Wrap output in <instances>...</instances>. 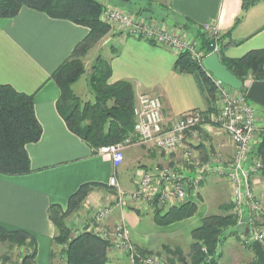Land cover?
Listing matches in <instances>:
<instances>
[{
	"label": "crops",
	"instance_id": "1",
	"mask_svg": "<svg viewBox=\"0 0 264 264\" xmlns=\"http://www.w3.org/2000/svg\"><path fill=\"white\" fill-rule=\"evenodd\" d=\"M150 1L162 10L158 15L165 21H158L160 25L187 38L198 40L196 25L209 21L216 23L221 34L220 60L222 57H240L251 49L264 47V0L245 11L241 7L242 0ZM147 5V0H143L137 1L134 7L143 9ZM167 20L175 25H169ZM87 32L88 28L83 25L52 18L26 6H22L13 17L0 18V83H8L18 91L33 94L35 115L41 125L40 139L26 145L31 171L20 175L0 173V224L9 230H25L33 236L35 264H62V256L58 253L60 247L54 243L55 227L47 211L51 204L64 208L70 194L85 182H97L101 186L93 188L83 207L67 217L66 223L73 232L88 227L89 216L96 208L107 207L108 214L96 226L112 229L123 223L138 250L145 254L166 250V243L159 242V236L164 234L159 227L173 223L157 225L149 217L144 221L152 209L125 196L117 200L115 189L108 185L109 178L114 176L124 191H131L136 185L135 169L139 172L177 166L186 176H195L194 170L183 169L185 151L203 162L211 155L220 156L225 164L234 151L226 132L208 122L187 131L182 146L174 152L161 151L151 143L125 144L121 163L113 166L110 155L99 154L74 134L57 109L60 89L51 74L69 57ZM111 43L114 49L108 46L106 59L111 71L108 84L130 81L135 100L143 92L157 95L167 120L188 110L215 112V100L207 102L195 76L173 70L178 55L174 49L123 31L115 34ZM256 115L257 128L251 139L247 164L258 159L256 151L264 134V109L258 107ZM209 178L228 184L224 176L209 172L201 187ZM251 181L264 204V173L255 172ZM161 207L168 208L164 204ZM196 227H190V234ZM27 249L26 246L17 247L19 264ZM107 255L105 264H124L118 262L120 259L134 264L126 252L111 246Z\"/></svg>",
	"mask_w": 264,
	"mask_h": 264
},
{
	"label": "trees",
	"instance_id": "2",
	"mask_svg": "<svg viewBox=\"0 0 264 264\" xmlns=\"http://www.w3.org/2000/svg\"><path fill=\"white\" fill-rule=\"evenodd\" d=\"M134 1L124 0L122 6L129 7V4L135 3ZM259 1L262 0H242V10L245 11ZM148 2L149 6L143 9L132 8V5L131 8L126 9L134 14L146 12L152 16L154 10L151 1ZM22 6L88 28L87 34L74 46L69 57L51 74V78L60 89L57 109L67 127L90 144L95 151L100 146L116 143L127 137L132 132L134 124L132 114L135 102L134 87L130 81L120 80L108 84L111 71L108 63H105L102 66L95 65L90 75L89 83L93 87L92 101H84L80 104L79 97L72 89V85L85 71L84 58L89 54L90 49L112 32V25L102 19L103 2L100 0H0V18L15 16ZM197 39L202 47L207 51L210 50L208 46L210 41L205 34L198 31ZM109 47L114 49L113 45ZM221 61L243 82L249 74L253 80H264V47L251 49L240 57H222ZM173 70L178 73H192L207 102L215 100L213 77L187 52L177 55ZM238 90L245 94L246 86L243 85ZM40 136L41 125L35 115L33 94L18 91L11 84L0 83V173L6 175L29 173L31 165L26 145L37 142ZM256 154L263 164L261 172L264 173V134ZM100 186L101 183L97 182L82 183L70 194L64 208L59 204H51L48 208V216L55 227L54 243L60 247L58 253L62 256V264H105L108 259L110 244L107 240L86 227L81 231L73 232L66 223L67 217L83 207L90 191ZM230 208V203L228 206H222L224 210ZM196 211L197 202L188 199L168 208L153 207L151 218L155 224L166 226L191 217ZM234 224L235 217L228 211L204 215L201 224L191 231L193 240L189 244L187 254H183L180 248L169 249L168 252L180 260L187 258L192 262L203 261L209 253L213 255L212 264H218L217 256H214L215 249L218 245H222L227 235L234 233L226 231ZM0 243H7L10 247L26 246L28 249L21 257L20 264H35V240L27 231L9 230L0 224ZM203 244L208 249L206 254L201 250ZM256 263L258 264L257 261Z\"/></svg>",
	"mask_w": 264,
	"mask_h": 264
},
{
	"label": "built area",
	"instance_id": "3",
	"mask_svg": "<svg viewBox=\"0 0 264 264\" xmlns=\"http://www.w3.org/2000/svg\"><path fill=\"white\" fill-rule=\"evenodd\" d=\"M102 19L113 26L120 25L126 33L148 40L154 44L174 49L178 54L187 52L190 57L202 65V60L211 53H220V29L214 22L196 25V28L209 39L207 51L198 40H188L186 36L161 26L158 21L146 20L129 10L114 5L103 8ZM160 25V26H159ZM210 74V73H209ZM211 75V74H210ZM215 96L220 105L215 112L205 113L201 110H188L171 120H167L162 110L160 98L152 93H140L132 107L134 124L132 132L116 143L100 146L99 154H109L113 166H118L123 159L125 144L151 143L164 152H174L182 146L187 131L205 122L216 124L230 138L234 145L233 154L225 164L220 156L211 155L203 162L189 151L184 152L183 169L194 170L197 175L186 176L177 166H168L162 170H140L136 174V185L131 191L125 192L114 176L108 185L116 191L117 200L124 196L140 206L153 208L166 205L168 207L198 198L201 183L205 175L213 172L224 176L230 190L231 210L235 217L232 226L235 236L250 247L258 241L264 254V204L255 193L251 177L261 171L263 164L260 159L247 164L251 150V139L257 128V106L247 99L246 95L237 90L229 91L227 85L213 77ZM251 80L249 81V83ZM248 83V84H249ZM248 84H245L247 86ZM109 212L107 207L96 208L90 217L86 229L97 233L107 240L114 249L126 252L132 263L136 264H212L213 255L208 253L206 245L202 250L208 253L200 262H180L175 258L153 253L141 254L132 242L128 229L123 223L116 224L112 229L96 226V223ZM231 227V228H232ZM221 252L218 245L214 256Z\"/></svg>",
	"mask_w": 264,
	"mask_h": 264
},
{
	"label": "rangeland",
	"instance_id": "4",
	"mask_svg": "<svg viewBox=\"0 0 264 264\" xmlns=\"http://www.w3.org/2000/svg\"><path fill=\"white\" fill-rule=\"evenodd\" d=\"M103 2L104 7L106 6H115L117 8H122L124 10H127L126 8H131L132 4H129V7L122 6L124 0H100ZM137 1H143V0H135L134 4H136ZM148 2V0H147ZM121 3V4H120ZM149 3V2H148ZM134 4L132 7H134ZM147 4V3H146ZM149 6V4L147 5ZM151 7L153 8L154 12L152 16H149L148 13L144 14H137L138 16H142L144 19L152 20L153 22L157 20L158 13L161 12L160 6H158L156 3L152 2ZM154 18V19H153ZM104 20V19H103ZM160 26V25H159ZM112 32L109 33L108 37L109 39H112L115 34H119L120 32H126V30L120 25L113 26L112 25ZM112 33L114 35H112ZM113 36V37H112ZM108 39V40H109ZM189 38L188 40H190ZM192 40V39H191ZM107 40L103 39L100 42H98L96 45H94L90 51L89 54L84 58V66L85 71L80 76V78L72 85L73 92L79 97V103L82 104L84 101H92L93 100V87L89 83L90 75L93 72V68L95 65H105L107 63L106 59L108 56V46H111V44L106 45L105 42ZM99 58V61H98ZM252 81L253 78L249 74L245 80L244 83L248 84L249 81ZM227 89L229 91H237L238 89H233L229 86H227ZM214 102V100H213ZM215 111L218 110V107L220 105L219 100L217 101V97L215 96ZM208 122H205L207 124ZM123 141V140H121ZM201 161V160H200ZM140 170V169H138ZM162 170V169H161ZM137 172V169L134 170L133 175H135ZM229 185L226 184V182L218 181L213 178L207 179L202 187L200 188V195L199 198H195V201L197 202V211L195 214L191 217H188V219L183 220L180 223H173L172 225L166 226V227H159L164 232L163 235L159 236V242H164L165 245H167L166 250L160 249V251H152L151 253L161 255L162 256H168L175 258L177 261L180 262H192L189 259L180 260L179 258L175 257V255H172L168 252V250H173L177 247H180L183 254H187L189 251V244L191 243V234H190V227H196L200 225L201 219L204 215L207 214H213V213H224V212H231L230 209H222L223 205H229L230 203V190L228 189ZM121 188V187H120ZM114 190V188L112 187ZM116 195V191H113ZM128 192V191H125ZM127 200V199H126ZM127 204L129 201H126ZM151 210V209H150ZM151 212L147 213L148 215H145L144 221L148 220V217L151 218ZM189 223L191 226H189ZM189 228V229H188ZM234 228H228L226 231L232 233L231 235H227L223 239L221 247L220 254L217 255V263L218 264H257V257L254 252V250H251L250 247L242 242L237 235L235 236ZM229 234V233H228ZM204 245V244H203ZM201 245V250L202 246ZM136 246V245H135ZM137 247V246H136ZM138 249V248H137ZM23 250V248H21ZM141 254L143 251L138 250ZM203 251V250H202ZM205 254L206 252L203 251ZM160 255V256H161ZM17 247H10L7 243H0V264H19L17 262ZM108 260V259H107ZM8 262V263H7ZM107 262V261H106ZM118 262L129 264L127 260L120 259ZM197 262V261H195ZM258 262V261H257Z\"/></svg>",
	"mask_w": 264,
	"mask_h": 264
},
{
	"label": "water",
	"instance_id": "5",
	"mask_svg": "<svg viewBox=\"0 0 264 264\" xmlns=\"http://www.w3.org/2000/svg\"><path fill=\"white\" fill-rule=\"evenodd\" d=\"M158 21L164 22L165 18L158 16ZM169 25H175L173 21L167 20ZM112 39L105 42L106 45L111 44ZM203 68L208 71L212 77L220 80L225 85L240 89L244 85L241 78L236 76L227 66L220 60L217 53H211L202 60ZM246 97L256 105L264 108V80H252L245 91ZM251 247L254 250L258 264H264V254L262 246L258 241H253Z\"/></svg>",
	"mask_w": 264,
	"mask_h": 264
},
{
	"label": "clouds",
	"instance_id": "6",
	"mask_svg": "<svg viewBox=\"0 0 264 264\" xmlns=\"http://www.w3.org/2000/svg\"><path fill=\"white\" fill-rule=\"evenodd\" d=\"M158 21V20H157Z\"/></svg>",
	"mask_w": 264,
	"mask_h": 264
}]
</instances>
